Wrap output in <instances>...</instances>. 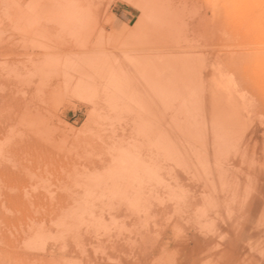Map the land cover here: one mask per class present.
<instances>
[{
    "label": "rangeland",
    "instance_id": "obj_1",
    "mask_svg": "<svg viewBox=\"0 0 264 264\" xmlns=\"http://www.w3.org/2000/svg\"><path fill=\"white\" fill-rule=\"evenodd\" d=\"M197 7L200 16L192 22L196 28V38L192 40V48L203 53L206 49L217 48L228 38L227 32L220 31L215 24L233 20V15L238 13L237 9L256 10L257 6L255 0H200ZM256 11L260 14L264 13L263 9ZM96 14L99 18L98 23L102 25L101 30L105 20L113 15L121 18L124 26V31L119 33V41L113 46L104 47L106 53H115V61L105 68V75L99 80L95 69H84L78 66L83 55L89 52L97 54L99 51L92 48L95 37L90 35L91 26H84L82 30L63 25V23L76 21L93 23ZM76 15H79L78 19ZM152 15L151 10L140 13L128 0H0V197L14 195L15 182L21 180L23 167L27 166L35 172L36 176L30 179L23 190V196L30 197L28 200H32V203L37 201L36 207L37 204L44 202L45 204L39 205L37 209L40 211L45 212L53 203L60 207L59 213H55L58 216L54 215L56 218H50L47 212H42V215L37 214L36 207L34 208L35 213L32 209L34 204L28 200H26L28 208H20L22 213L18 211L19 208H16L14 212L13 209L3 207L9 212L12 211L11 215L0 208V214L4 215L3 217L0 215V264H65L66 262L69 264H99L104 263L103 261L111 264H126L125 256L131 254L127 243H133L137 235L140 236L154 230L156 221L154 217L145 219L137 217V220L142 223L141 227L136 229L128 223L127 229V226H124L127 223V220L124 223L126 217L116 214L112 216L115 219H111V209L110 217L107 216L106 211L109 208L99 207L107 201L105 200L107 194H103L104 199L103 195L99 197L101 194L99 195L97 189L100 190L102 187L98 188L97 185L92 184L94 192L91 190V192H85L89 190V187L85 185L86 182H91L98 172L105 173L103 169L99 171L94 167H89L91 158L96 156L100 158L99 155H94L91 149L92 144L98 143V136L101 135L99 136L101 139L104 134L124 131L142 135V133L146 134L148 126L152 123V119L148 118L151 116L140 111L137 115L135 114L136 116L124 117L121 114L122 103L131 104L135 108L147 106L151 109L156 101L154 94L158 93L159 88L177 79L186 80V62L166 63L167 56L174 50H186V37L173 39L160 34L152 26V22L155 21ZM49 70L63 73L62 78L50 83L41 74V71ZM138 70L137 76H131L130 71L137 72ZM29 124H33L34 131L29 130ZM135 125L145 128L140 129ZM261 126L263 129L258 128L259 126L254 127L257 130L254 141L264 143V125ZM50 139H56V145L49 151L48 156L51 161L48 166L50 167L42 169L40 168L41 163L30 162L31 156L41 154L44 144ZM25 143L34 145L29 157L21 151ZM87 149H90L94 156L90 155L89 158V153L88 155L83 154ZM226 155V158L232 155L234 163V156L237 154ZM253 157L251 161L259 159L264 167V152ZM97 158L95 161H98ZM60 162H68L67 170L58 171L56 163ZM232 162L227 161L225 166L230 169V178L238 182L242 179L243 172L247 173L250 171L249 168L254 167L246 166V163L233 167ZM213 164L218 166L221 162L218 160ZM257 178L264 187V168L259 169ZM219 182L220 189L228 188L226 179ZM174 184L172 186L176 188V191L178 189L180 194V189L184 186ZM108 186L105 188L108 193L112 191V188L117 190L116 185ZM81 190H83L82 193ZM76 191L86 200L76 196L80 200L77 201V198L73 196ZM111 191L110 196L115 190L112 194ZM138 191L140 187L135 194L141 193V198L133 195L134 199L141 200L142 196L148 195L144 188L141 191L147 193L146 195ZM71 192L73 197L69 196ZM92 192L95 197V193H98L100 200H104L97 199V205L102 203L98 206L99 208L95 205L94 195L90 196ZM87 198L92 199L86 202ZM255 199L257 200H249L252 204L248 202L249 207L246 208L240 205L233 206V211L229 210L228 205L232 202L230 200L214 201L208 206L196 205L189 209L186 208V218L194 222V228L197 226L198 229L200 226L203 233L206 232L207 221L211 219L208 217L210 210L216 212L218 216V223L221 226L219 237L237 234L235 236L237 251L233 258L226 259L222 251L216 252L215 249L212 251L197 249L193 255H188L186 249L181 252L184 246L177 244H172L165 252L175 258H181L176 260L175 264H264V215L262 218H253L256 212L264 214V196L259 200ZM82 200L84 205L95 202L89 205L91 207L88 212L91 215L96 213L95 223L101 222L99 224L101 225L106 221L101 226L106 225L107 231L103 228L100 231L88 221L90 220L88 216V220L85 217L86 224L90 223L93 228L91 232L98 236L96 238V235L91 233L88 237L87 232L90 226L87 231L86 226L83 228V217L86 214L83 217L82 215L87 213V211L84 212L85 206L82 208L84 213L81 216L79 214L80 218L76 217L77 221L73 217L74 214L76 216V213L80 212L79 206L83 205L80 203L76 206L75 203ZM0 201L3 200L0 198ZM93 204L96 207L92 206ZM62 205H74L77 209L73 206V213L70 215V210H62ZM101 209L106 216L101 217L99 214H103ZM91 211L95 213L92 214ZM17 212L20 215L18 213L15 216ZM60 213L63 214V218H61L62 214L59 215ZM99 216L101 221L97 219ZM38 217L46 220L43 219L41 224L31 223L33 218ZM102 218L105 221L102 222ZM25 220L26 222H23ZM239 224L245 226V229L236 232ZM71 225L76 228L77 234L76 231L73 233ZM98 227L100 226L97 224V229ZM156 227L160 226L156 223ZM120 230L123 231L122 237H120L121 232H119L120 235L114 233ZM111 231L115 236H112ZM106 232L108 234L111 232L110 236L113 239L107 236L110 242L103 237L107 235ZM182 232L185 235L184 229ZM79 233H82L81 237ZM41 235L43 238L40 237ZM114 239H119L120 242ZM190 248L193 251V246ZM125 250L127 254L120 257V260H115L113 254L119 253L122 256ZM172 250H175V255ZM104 251L107 254L102 253ZM132 252L136 253V251Z\"/></svg>",
    "mask_w": 264,
    "mask_h": 264
},
{
    "label": "bare ground",
    "instance_id": "obj_2",
    "mask_svg": "<svg viewBox=\"0 0 264 264\" xmlns=\"http://www.w3.org/2000/svg\"><path fill=\"white\" fill-rule=\"evenodd\" d=\"M128 2L142 14L151 10L153 12V19L155 20L152 22V26L160 34L173 39L176 37H186V50H174V52H171L167 56L166 61L167 64L186 62V80L177 79L159 88L158 93L154 94L156 101L153 103L151 109L147 106L135 108L131 104L124 105L122 103L121 114L124 117L137 115L140 111L145 114L148 113L151 116L148 118L152 119V123L148 126L146 134L142 133V135L124 131L121 133L104 134L101 139L99 137L101 135L98 136L99 144H92L91 149L92 152L94 151V155H99L100 158L98 159V156L91 158L89 167H94L99 171L103 169L105 173L101 172L100 174L98 172L91 182H86L85 185H87V188L89 187V190L85 192L93 191L92 184L97 185L98 188L102 187L103 191L97 189L99 195L101 194L100 196L98 193H95V197L94 191L91 194L89 193L90 196L94 195L95 197L94 201L96 204L93 201L94 204L97 207L102 204L97 205V199L100 200L99 197H102L104 193L107 194L105 199L107 201L99 207L103 209L104 206H107L105 208H109V210H105L108 213L106 214L107 216L111 214L112 217L120 214V217H126V219L124 218V223L126 220L127 223L124 226H127L129 223V225H133L136 229H139L142 223L137 220V217L142 219L154 217L156 220L153 231L140 236L137 235L133 243H127L131 254L127 257L125 256L126 264H175L174 262L181 258H175L165 252L168 251V248L172 244H177L181 247L183 245V249L179 248L181 252L186 249L188 255H193L197 249H209L210 251L215 249L216 252L222 251L226 259H231L237 251V247L235 246V236L237 234L227 235L223 238L219 237L221 226L218 223V216L216 212H211L210 210L208 217L211 219L207 221V229L205 228L206 232L203 233L200 226L198 229L197 226L194 228V222H190L191 220L186 218V208L189 209L196 205L208 206L214 201L230 200L232 202L227 205L230 207L229 210L233 211V206L240 205L246 208L249 207L248 202L250 205L252 204V201L250 202L249 200H257L255 198L259 200L264 196L263 183L257 178L259 169L264 168L262 161L259 159L251 161L254 155L264 152V143L254 141V137L257 135V130L254 127L259 126L258 128L263 129L261 125H264V122H262L264 121V13L261 12L262 14H260L256 11L258 9L264 10V0H255L256 10L237 9L238 13L233 15V20L215 24L220 31L227 32L228 38L225 43H222L217 48L206 49L203 53L192 48V40L196 38V28L192 22L200 16V13L197 11L200 0H128ZM78 18L79 15H76V19ZM98 19V15L96 14L93 23L76 21L63 23V25L68 28L82 30H84V26L90 25V35L96 37V32H100L102 26L98 23ZM104 30L105 28L102 27V31ZM119 36L118 33L115 35L113 45L119 41ZM114 61L115 53H106L105 51L102 53L101 50L97 51V54L89 52L83 55L78 62V66L84 69H95L97 73L96 77L99 80L103 79L106 72L105 68ZM64 72L66 73V71ZM41 74L50 83L58 81L63 75L61 72L51 70L41 71ZM130 74L131 76H137L139 70L137 72L130 71ZM30 125H28L30 127L29 130L34 131L35 127L33 124ZM135 126L140 129L143 127L139 125ZM55 140L50 139L46 142L42 153L39 155H30L34 145L28 143L23 145L21 151L28 155V157L29 155L32 157L30 162L33 164L41 163L40 168H49L48 164L51 158L48 155L49 151L56 145ZM87 150L83 154L88 155L89 153L90 158L93 153L90 149L88 150L89 152ZM233 153L237 154L234 156V163L232 162V155L226 158V154ZM95 158L98 161H95ZM218 160L221 162L220 165L222 167H219L220 165L214 166L213 163ZM227 161L229 163L232 162L233 164L231 165L233 167L242 163H246V166L254 167L249 168L250 171H247V173L243 172L242 179L238 182L230 178V169L225 166ZM23 162H25L24 159ZM67 164L68 162L56 163L58 171L67 170ZM34 176H36L35 172L24 166L21 180L15 182L14 195L0 197L3 200L0 201V208L6 212H9L5 210L6 208L13 209V211L16 208H19V210L17 209L18 211L23 207L27 209L26 200L30 199V197H24L23 190ZM222 179L228 181V188L226 190L224 188L220 189L218 185ZM110 184L116 185L115 188H117V190L114 189L115 192L112 188L114 193L110 190L111 194H114L111 196L109 194L110 191L108 193V190L105 189ZM173 184L184 186L183 189L179 188L180 194L178 189L176 191V188L172 186ZM139 187L140 191L144 188L145 192L148 193L146 195L147 193L145 194L144 191V193L141 191L142 194L146 195V197L142 196L143 199L141 200L136 198V195H138L140 199L141 193L135 194ZM83 190H81V193ZM72 192L69 196H80L82 197L81 199L86 200L78 191L76 192L79 195L75 192V195L72 196ZM133 195L136 196V199H134ZM103 196L102 198L104 199L105 195ZM86 197L88 196L86 195ZM87 199L86 202L91 201L92 198ZM103 199L100 201H104ZM83 200L75 203L76 206H79L78 204L80 203L83 205L79 206L81 213H76V216L74 214V219L77 221L76 217L80 218L81 214L87 211V213L82 215L83 217L86 214L83 217L84 226L83 224L82 226L83 228L87 227L86 231L89 228L88 226H90V230L87 232L89 234L88 237L91 234H95L91 232L93 228H91V224L88 221L96 226V230L101 231L103 228L107 231L105 229L106 225L105 227L101 226L106 223L103 219L105 217L103 216L102 222H105L101 225H99L101 222L95 223L96 213L92 211V214L95 213L94 215L88 213L91 207L89 205L93 202L88 203V205L85 203L84 205ZM31 201L29 202L32 203ZM77 201L80 200L77 198ZM36 202L32 203L34 204V207L31 206L33 210L36 207ZM41 203L43 204L44 202ZM42 204L39 203V205ZM54 204L49 205V209L45 210L51 216L50 218L54 217V215L58 216L55 213L59 211L60 207ZM94 204L92 206L96 207ZM39 205L37 204L38 208L36 207L35 210L39 209ZM69 205H62V210L67 211L68 209L71 212L70 215H72V207L74 205ZM76 206H74L75 209H77ZM83 206L86 208L84 212H82ZM102 209L100 211L103 214L99 213L101 217L105 215ZM110 209L112 212L109 214ZM10 212L9 214L12 215ZM42 212L44 210H37V214L40 213L42 215ZM61 212L63 213V211ZM20 213L22 212L20 211ZM47 213L46 216L48 217ZM63 214L61 218H63ZM263 215L260 212H256L253 214V218H262ZM1 216L3 217L4 215ZM87 216L90 220H88ZM92 216H94L93 220ZM85 217L88 220V224H86ZM43 219L39 217L33 218L31 223L41 224L43 223ZM97 219L101 221L100 216ZM111 219L114 220L115 218L112 217ZM26 220L23 222H26ZM156 223L160 227H156ZM97 224L100 226L98 229ZM70 228L75 233L76 228L73 226ZM182 229L186 231L185 235ZM244 229L245 226L239 224L236 232ZM100 231L98 232L101 233ZM98 232L96 233L99 235ZM119 232L121 230L114 233L120 235ZM110 233L106 232L107 235L103 236L109 242V238L111 239L112 236H115L113 232V235L110 236ZM81 235L82 233H79V237ZM125 235L127 236V233ZM122 236L123 233L120 237ZM40 237L43 238L42 235ZM96 237L98 236L96 235ZM119 239L114 240L118 241ZM108 244L107 242V246ZM191 246H193V251H191ZM103 249L105 248L103 247ZM116 249L119 248L116 247ZM132 251H136V253ZM172 251L174 253L175 250ZM102 253L107 254L105 251ZM126 254L125 250L124 253L122 252V256L119 253L113 255L115 256V260H120V257H124ZM103 262L105 263V261ZM65 264H69V262Z\"/></svg>",
    "mask_w": 264,
    "mask_h": 264
},
{
    "label": "crops",
    "instance_id": "obj_3",
    "mask_svg": "<svg viewBox=\"0 0 264 264\" xmlns=\"http://www.w3.org/2000/svg\"><path fill=\"white\" fill-rule=\"evenodd\" d=\"M122 23L123 22L121 18H119L117 15L109 16L103 24V27L106 30L104 31L100 30V32L96 35V37L92 42V48L94 50L105 51L104 47L107 48L108 46L109 47L113 46V40L115 38V35H117V33L119 34L122 31H124L123 30L124 26L122 25ZM107 36L109 37L107 38ZM100 41L101 43L99 44ZM99 264H111V263H99Z\"/></svg>",
    "mask_w": 264,
    "mask_h": 264
}]
</instances>
